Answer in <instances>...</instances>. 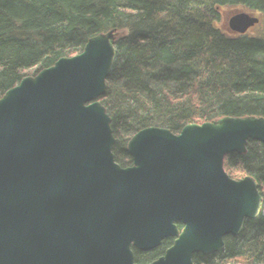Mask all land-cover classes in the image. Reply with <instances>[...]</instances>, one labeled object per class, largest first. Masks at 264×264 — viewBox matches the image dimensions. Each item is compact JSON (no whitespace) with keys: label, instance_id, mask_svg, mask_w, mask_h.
Returning <instances> with one entry per match:
<instances>
[{"label":"trees","instance_id":"trees-1","mask_svg":"<svg viewBox=\"0 0 264 264\" xmlns=\"http://www.w3.org/2000/svg\"><path fill=\"white\" fill-rule=\"evenodd\" d=\"M172 1L79 0L90 25L111 24V53L103 62L97 50L80 51L72 32L58 30L51 0H0V218L29 215L17 228H0V264H264L259 178L239 175L241 191L233 197L208 166L193 188L187 172L165 168L172 149L166 140L149 164L152 190L135 196L159 115L142 96L136 63L145 44L165 36L163 49L144 57L165 94L193 91L197 126L209 132L219 117L212 91H224L254 152L249 166L264 173V0L252 1L244 13L237 0ZM184 38L231 48L232 58L210 76L181 72ZM38 88L47 100L34 96ZM61 108L72 114L69 127ZM19 125L23 146L16 143ZM9 132L14 136L5 161L1 147ZM59 147L57 173L40 188L44 160ZM174 205H186L185 213L168 211ZM70 210L81 217V247L71 238ZM185 215L217 219L218 263L209 259L203 222L193 224Z\"/></svg>","mask_w":264,"mask_h":264},{"label":"water","instance_id":"water-1","mask_svg":"<svg viewBox=\"0 0 264 264\" xmlns=\"http://www.w3.org/2000/svg\"><path fill=\"white\" fill-rule=\"evenodd\" d=\"M53 18L62 34L73 33L76 47L82 52L97 50L99 58L106 62L111 53V26L102 20L96 28L91 26L79 9V0H51ZM226 55L222 48L196 45L179 53L178 69L181 72L192 69L205 75H213L225 64ZM149 107L159 113L158 131L172 141L169 171L177 174L180 170L188 173L192 187H197L199 171L212 166L220 176L226 191L237 197V177L248 174L259 178L264 185V173L253 171L249 164L254 152L247 144L243 130L233 113L222 114L214 131H201L197 126L199 108L194 104V94L183 88L172 98L165 94L157 82L145 87ZM62 120L72 124L69 110L62 113ZM185 220L201 224L198 220Z\"/></svg>","mask_w":264,"mask_h":264},{"label":"rangeland","instance_id":"rangeland-1","mask_svg":"<svg viewBox=\"0 0 264 264\" xmlns=\"http://www.w3.org/2000/svg\"><path fill=\"white\" fill-rule=\"evenodd\" d=\"M193 1V0H173L172 2L178 3V4H184L186 2ZM223 3L227 0H220ZM254 0H237V5L240 10V12L244 13L247 9V6ZM168 39V36L162 37L159 41L155 42H149L145 44L141 48L142 53V59L136 63V68L139 70L140 74L143 77V82L141 85V93L142 96L145 98V87L146 85L150 84L151 82L157 81L162 87L163 84L160 80L154 78L151 74V67L146 65L144 62V57L148 54H155L157 55L164 47L166 41ZM181 45L184 49L196 45H202L201 43L193 40V39H187L184 38L182 40ZM225 55H226V61H229V58H232V49L231 48H223ZM11 76H8L7 79L10 80ZM10 78V79H9ZM212 94L215 99V107L218 110V115L232 113L231 105L228 99L227 94L222 90H215L212 91ZM34 96L40 100H47L48 94L45 89L38 88L34 91ZM65 108H61L60 116L62 117V113L65 111ZM66 126H70L67 125ZM16 131L19 132V135L17 136L16 143L20 146L25 145L26 143V136L23 133V129H21V125H19V128L16 129ZM14 133V131L12 130ZM12 132L5 133V138L7 143L5 146H2L3 153L1 154V158L3 160H8V151L10 146H12L13 142V136L14 134ZM166 137L161 134L159 131H157L149 145L144 149V152L142 154L141 158V172L139 173L136 182H135V188L134 193L135 196H140L144 192H149L152 189L149 187V176H148V169L149 164L153 163L156 159L155 155L152 156L154 153H158L157 150L164 148L163 143L166 141ZM63 153V148L59 147L54 150H51L45 160H44V166L42 168V171L38 175L37 181L40 188H46L51 183L53 176L57 173V169L59 166V161L61 160ZM163 161H165L164 157L162 156ZM165 168L168 170L170 166V158L164 162ZM241 191V189H240ZM19 204H16L15 207H18ZM186 210V205H174L170 208L172 213L176 214H184ZM67 220L72 225L71 230V238L76 243L77 246L81 247L83 245V236H82V230H81V217L73 212V211H67L65 214ZM29 218L28 212H18L16 215H9L6 217L0 218V228L3 231H10L14 228H17L21 223L27 222ZM202 224V232L204 237L206 238L207 244H208V256L209 259L215 262H219V251H218V233H219V227L217 219L213 216H209L205 219H200ZM19 224V225H18ZM26 264H29L28 262Z\"/></svg>","mask_w":264,"mask_h":264},{"label":"bare ground","instance_id":"bare-ground-1","mask_svg":"<svg viewBox=\"0 0 264 264\" xmlns=\"http://www.w3.org/2000/svg\"><path fill=\"white\" fill-rule=\"evenodd\" d=\"M87 20V19H86ZM110 24V23H109ZM92 26V25H91ZM110 26H111V24H110ZM94 27V26H93ZM96 28V27H95ZM189 48V47H188ZM187 49V48H186ZM185 50V49H184ZM183 51V50H182ZM181 51V52H182ZM180 52V53H181ZM98 53V52H97ZM99 56V55H98ZM177 67H178V64H177ZM180 71V70H179ZM188 89V88H187ZM190 90V89H189ZM193 92V91H192ZM194 94V93H193ZM194 96H195V94H194ZM145 100H146V102H147V98H146V94H145ZM149 105V104H148ZM152 110V109H151ZM152 111H154V110H152ZM154 112H157V111H154ZM219 118V117H218ZM238 120V119H237ZM217 122H218V120H217ZM216 126H217V124H216ZM215 129H216V127H215ZM214 129V130H215ZM214 130H212V131H214ZM209 132H211V131H209ZM180 171H185V170H180ZM186 172V171H185ZM200 172V171H199ZM188 174V173H187ZM189 178V177H188ZM198 180H199V175H198ZM190 181V180H189ZM190 184H191V182H190ZM191 186H192V184H191ZM225 188V187H224ZM225 190H226V188H225ZM227 192V191H226ZM228 193V192H227ZM239 193H240V191H239ZM229 194V193H228ZM231 195V194H230ZM233 196V195H232ZM234 197V196H233ZM186 216V215H185ZM184 216V217H185ZM184 217H183V219H184ZM190 219V218H189ZM185 220V219H184ZM193 220H197V219H193ZM199 221V220H198ZM201 222V221H200ZM194 224V223H193ZM201 224H202V222H201ZM201 224H197V225H201Z\"/></svg>","mask_w":264,"mask_h":264}]
</instances>
